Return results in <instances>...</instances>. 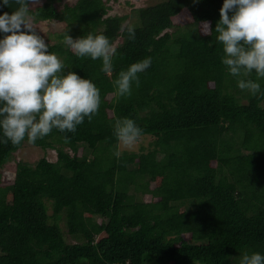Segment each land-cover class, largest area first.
<instances>
[{"label":"trees","instance_id":"16d2710c","mask_svg":"<svg viewBox=\"0 0 264 264\" xmlns=\"http://www.w3.org/2000/svg\"><path fill=\"white\" fill-rule=\"evenodd\" d=\"M109 1L30 5L49 52L65 73L91 80L101 104L75 133L53 129L32 143L55 150L56 162L18 163L7 179L3 167L28 141L0 143V264H239L245 252L264 255V97L240 90L222 64L215 27L224 0H166L134 10L129 24L109 15ZM17 7L0 0V15ZM43 22L63 31L46 35ZM67 32L107 36L112 74L63 44ZM149 57L139 87L114 95L119 72ZM125 117L153 149L114 155L113 125Z\"/></svg>","mask_w":264,"mask_h":264},{"label":"clouds","instance_id":"9594fccd","mask_svg":"<svg viewBox=\"0 0 264 264\" xmlns=\"http://www.w3.org/2000/svg\"><path fill=\"white\" fill-rule=\"evenodd\" d=\"M12 2L18 7L11 14L0 15V33L4 34L0 39V143L19 146L27 138L34 144L53 129L75 133L85 118L91 121L98 114L100 89L73 71L65 73L62 60L49 52L44 36L34 26L36 17L30 12L39 0ZM2 4L9 7L10 0H2ZM126 30L129 40H135L134 27L128 26ZM201 31L210 35V23L203 22ZM215 33L223 48L222 64L237 78L238 88L254 97L257 94L264 97L257 82L264 78V0H224ZM62 43L77 57L102 60L101 71L112 74L116 49L107 36L88 33L73 39L67 32ZM150 65L149 57L121 70L112 82L114 95L130 96L133 83L139 87L138 73ZM253 71L257 80L249 78ZM142 133L143 129L133 119H116L114 155L119 157L121 149H133ZM64 139L69 142V137ZM239 264H264V255L245 252Z\"/></svg>","mask_w":264,"mask_h":264},{"label":"rangeland","instance_id":"374dc122","mask_svg":"<svg viewBox=\"0 0 264 264\" xmlns=\"http://www.w3.org/2000/svg\"><path fill=\"white\" fill-rule=\"evenodd\" d=\"M43 0H39V2H42ZM76 0H63V4L69 3L72 4ZM166 0H110L108 2L109 6L111 7L109 15L111 16H128L131 18L129 19L128 24L134 20L132 16V12L136 9L144 8V7H150L153 5H156L158 3L164 2ZM64 25L57 23V22H43L40 24L39 29L43 33L47 35L49 32H62ZM56 34H53L55 36ZM56 37V36H55ZM54 37V38H55ZM152 137H144L139 140V142L135 145V147L131 150H124L121 149L122 152H147L151 149H153V146H151L150 142H152ZM42 158H46L51 162L57 161V152L55 150H44L40 147L34 146L32 143L26 142L24 146L15 152L11 159L7 162V164L2 169V174L5 178L11 179L17 168L18 163H27L29 165L35 166L38 161ZM50 214H52V210L49 211ZM62 226L63 223H62ZM64 229V227H63ZM66 232V229H64Z\"/></svg>","mask_w":264,"mask_h":264}]
</instances>
